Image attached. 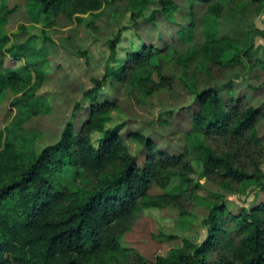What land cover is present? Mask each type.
I'll list each match as a JSON object with an SVG mask.
<instances>
[{"label":"trees","instance_id":"16d2710c","mask_svg":"<svg viewBox=\"0 0 264 264\" xmlns=\"http://www.w3.org/2000/svg\"><path fill=\"white\" fill-rule=\"evenodd\" d=\"M33 1L52 23L60 17L82 21L86 13L107 11L106 6H125L135 20L108 38L104 72L92 78L83 92L85 102H77L60 138L39 148L36 134L25 125L49 110L36 97L45 65L30 40L13 39L7 32L14 8L1 0L0 102L11 96L10 109L15 110L0 128V264H264V139L259 133L264 57L220 28L226 9L260 13L264 0ZM153 2L157 6L150 12ZM159 14L169 22L172 36L144 41L119 58L124 31L139 25L137 17L156 24ZM253 34L264 37V29ZM6 55L23 64L4 65ZM169 62L179 67L177 76L164 72ZM242 65L248 69L246 90L237 92L239 78L231 73ZM176 81L194 94V108H187L191 125L179 151L157 145L152 133L132 130L131 119L115 121L119 104L104 97L105 86L115 91L126 86L143 102ZM170 114L160 119L163 125L172 124ZM197 165L222 189L247 193L257 188L263 195L238 211L224 192L200 197L202 184L193 177ZM64 173L69 177L63 179ZM173 182L180 185L169 190ZM154 184L165 191L153 194ZM194 201L205 202L208 209L202 241L183 238L154 260L122 243L145 208L174 207L187 215ZM172 238L178 237H165Z\"/></svg>","mask_w":264,"mask_h":264},{"label":"rangeland","instance_id":"374dc122","mask_svg":"<svg viewBox=\"0 0 264 264\" xmlns=\"http://www.w3.org/2000/svg\"><path fill=\"white\" fill-rule=\"evenodd\" d=\"M5 1L7 6L14 8L5 26L7 32L13 39L30 40L45 65L46 77L36 91V97L48 103L49 110L35 114L25 125L30 132L36 134V146L41 148L60 138L65 125L72 120L77 102H85L83 92L92 85V78L103 74L110 55L108 38L121 27L132 25L135 19L131 10L125 6H106L107 11L104 9L102 12L86 13L82 21L60 17L56 23H52L44 17L40 5L33 0ZM156 6L153 2L149 11ZM137 18L139 25L124 31L117 46L119 58H123L144 41H157V36L161 34L169 38L172 36L169 22L162 14L158 15L156 24L147 22L142 17ZM220 25L222 34L239 38L242 47H251L255 56L264 57V37L253 34L258 28L264 29V11H249L240 15L228 8L220 19ZM21 64L23 59H15L9 55L4 58L6 66L17 67ZM164 72L177 76L180 70L175 62H169L165 65ZM247 73L248 69L243 65L233 69L231 76L239 78L237 92L246 90ZM104 92L105 98L110 97L119 104V110L114 113L115 121L131 119L129 127L152 133L157 145L177 151L182 148L183 135L191 125L190 112L194 108V94L182 83L176 81L171 89H161L143 102L126 86L115 91L113 85L109 84L105 86ZM221 92L224 94L225 89ZM11 100L12 97L7 96L0 102V128H4L14 114L15 109H10ZM86 104L88 106L89 101ZM190 107L189 111L187 108ZM170 110H173V114L169 113ZM85 113L84 110L79 113L74 120L76 124H79ZM167 114L173 120L171 125H163L160 121L163 116L170 117ZM182 114L183 117H180ZM259 133L264 139V121L259 125ZM261 166L264 170V158ZM66 177H69L68 173L63 174V179ZM193 177L202 184L197 191L200 197L224 192L233 211L251 205L263 195L257 188H251L247 193L222 189L202 176L198 165ZM179 185V182H173L169 190H174ZM164 191V187L158 184H154L151 189L153 194ZM207 210L205 202L197 205L195 201L192 214L187 215L174 207L145 208L132 229L123 236L122 243L154 260L157 255L166 254L171 248L182 244L183 238L202 241L207 233L203 223ZM167 234L177 235L178 238L165 239Z\"/></svg>","mask_w":264,"mask_h":264}]
</instances>
